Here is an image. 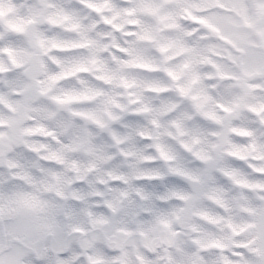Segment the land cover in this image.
Here are the masks:
<instances>
[{"label": "clouds", "instance_id": "obj_1", "mask_svg": "<svg viewBox=\"0 0 264 264\" xmlns=\"http://www.w3.org/2000/svg\"><path fill=\"white\" fill-rule=\"evenodd\" d=\"M0 264H264V0H0Z\"/></svg>", "mask_w": 264, "mask_h": 264}]
</instances>
